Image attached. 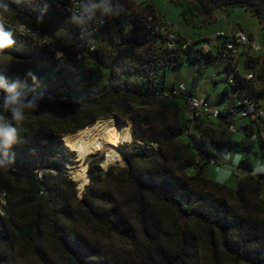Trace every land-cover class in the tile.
I'll return each mask as SVG.
<instances>
[{"label": "trees", "instance_id": "obj_1", "mask_svg": "<svg viewBox=\"0 0 264 264\" xmlns=\"http://www.w3.org/2000/svg\"><path fill=\"white\" fill-rule=\"evenodd\" d=\"M170 1L182 7L176 0ZM194 1L197 8L191 15L183 9V16H190L188 21L193 24L195 18L210 20L217 11L242 8L259 18L264 29V0ZM8 2L15 15L43 33L44 37L39 35L42 39H48L46 35L51 30L78 35L69 18L47 3ZM122 2L126 11L111 17L99 29L94 36V52L85 49L78 53L63 38L51 35L57 40L56 44L47 40L52 51L15 34L13 47L0 53V60L9 57L39 64L36 83L10 68L0 67V74L9 82L17 78L26 81V87L19 90L29 98L43 94L38 109L27 113L25 121L18 125L19 143L12 149L13 168L0 172V194L6 193L5 216L0 215V264H21L18 255L23 248L38 264H58L57 258L70 264H264V176L253 175L249 160H241L237 166L244 177H240L235 189L208 181L204 174L208 165H225L220 148L251 150L255 144L264 143L251 140L255 131L251 124H243L239 133L230 131L231 126L241 124L235 113L222 112L216 119L205 118L192 124L186 116L185 95L172 94L175 84L167 88L169 70L182 66L187 59L199 60L204 70L208 64L219 62L220 47L214 54L213 50L205 52L200 41H191L186 49L179 43L171 45L146 22L148 16L158 20L152 2L138 6L137 0ZM112 39V55L105 61L104 42ZM56 52L62 54L58 59ZM259 62L256 58L246 60L244 71L255 70ZM92 66L109 70L105 85L93 87ZM259 76L257 73L256 78ZM254 81L237 76L236 86L228 84L222 94L223 110L233 105L231 93L262 98L254 95ZM188 93L195 94L194 87ZM150 103L159 106L158 119L167 122L171 114L177 125L160 131L155 121L133 109ZM113 114L132 123L136 142L157 145L156 151L138 152L140 160L126 159L124 180L137 194L168 211L173 220L171 248L155 233L158 227L146 202L136 200L132 205L135 220L113 184H106L111 180V170L104 173L94 166V161L90 162V185L81 199L78 182L68 176L75 153L65 139ZM6 115L10 118V113ZM209 128L222 133L210 149L202 146ZM189 129L191 132L185 135ZM175 161L182 164L178 170L173 166ZM188 169L194 170V176L184 173ZM94 227L122 238L131 251L113 253L103 249L90 237L89 229Z\"/></svg>", "mask_w": 264, "mask_h": 264}, {"label": "rangeland", "instance_id": "obj_2", "mask_svg": "<svg viewBox=\"0 0 264 264\" xmlns=\"http://www.w3.org/2000/svg\"><path fill=\"white\" fill-rule=\"evenodd\" d=\"M176 2L180 4L183 8L171 2L170 0H152V3L157 9L158 17L161 19L164 27L173 33L180 34L186 40L194 39L200 41L203 46L209 45V49H213L214 54H217V50L216 48H212V44L221 43L222 41V39H219L217 37L218 33L223 32L229 36L234 29L236 31L243 30L246 33H250L254 36V43L260 46L261 50H247V55L243 57L242 60H240L239 62V68L241 73L245 75L247 74L246 71H244L245 61L249 57L260 59V62L258 63L256 69L253 70L256 75L257 73L260 75L259 79L256 78V80L254 81V95L256 97L264 96V29L262 28L259 18L252 15L245 9L236 8L229 13L225 11H217L210 18V20L204 19V17L195 18L196 23L193 24L191 23V21H188L190 16L187 19L183 16V9H185L187 13H190L191 15L193 11H195V9L197 8L195 1L176 0ZM7 20L8 23L11 25H18L19 23H23V20H21L17 15H15L13 11L8 14ZM36 31L39 35L44 37V35H42L43 33H40L37 29ZM51 35H53L56 39L64 37L63 33L56 30H51L50 34L47 32L46 36L52 44H56L57 40H53ZM113 41L114 39H112L111 41L108 40L104 42L102 56L105 61H107V59L112 55L113 47L111 46V43ZM55 56L57 59L59 58V55L55 54ZM0 67L13 69L22 78H29L26 77V73L29 70H31L35 76H38L40 73L38 70L39 64H35L34 62H19L9 57H5L0 60ZM90 69L94 71V88L105 85L108 82L110 73L109 70H107L104 66H92L90 67ZM197 79L199 80L197 81ZM195 80L198 83L197 86L194 85ZM227 81L228 71L222 63H210L205 66L204 70H202L201 62L196 59H187L182 66L169 70L167 74L168 89L174 84L176 86L183 84L186 86L187 89H191L194 87L196 94L200 95L201 97H206L209 94L208 97H210V101L222 110L225 109V104H223V98L225 97H223L222 94L224 93V90L228 87ZM133 109H139L141 114L148 116L151 121H155V123L158 124L160 131H165V129L169 125H177L175 118H173L171 114H169L170 116H168L167 122L158 119V112L160 108L155 103H150L146 106L140 107L134 106ZM111 116H116L117 118H119L120 121L130 124L131 139L122 142L119 148L116 146L111 147L119 153V158L109 164V162H107V157L105 153L98 152L90 155L86 159H79L77 154L73 151L75 153V157L73 158L74 162L73 164H69L70 167L68 166V171H71V167L75 168L76 166L83 164L88 167V164L92 161H94L95 163L94 166L100 167L104 171V173L111 170V180L106 184H113L112 186L115 187L119 199L122 202H125L127 210L132 213V217L135 218V220L136 216L134 213V207L132 205L136 200L146 202L148 209L153 218L155 219L158 227L155 233L163 237L164 240H166L164 242L171 248L173 246V220L169 216L168 211L163 206L159 205L148 197H142L137 194L133 187H131V185L124 180V176L127 171L126 159H135V161L138 159L140 160L141 156H136L138 152L156 151L157 145L154 143L151 144L136 142L133 138L132 123L122 118L118 114H113ZM225 121L226 119L223 118L224 123ZM65 128L67 127L65 126ZM194 132L197 133L196 127L194 128ZM221 138V131L209 128L206 132L204 144L202 146L210 149ZM65 141L67 142L68 140L65 139ZM218 152L225 165H223L222 167H214L212 165L206 166L204 171L205 178L208 181L216 182L220 185L232 189L236 188L240 177H244V175L241 174L240 171L238 172V170H236L241 160H249L253 168H255L257 162L264 163V145H262L261 143L255 144L251 148V150H234L232 148H220ZM226 156H228V158H226ZM237 156L239 157L238 162H236ZM181 165L182 164L177 161L173 163V166H175L176 170L180 169ZM184 173H186L188 177H192L194 176L195 172L193 169H188L184 171ZM259 175L264 176V174H257L255 176ZM68 176L73 181L77 182V180L73 179L70 174ZM88 185H90L89 178L88 183L85 186ZM82 196L83 189L78 190V198L81 199ZM135 220L133 222H135ZM89 232L90 237L98 241L100 247L107 251H111L113 253H129V251H131L132 249V247L129 246V244L125 240H123L122 238H118L111 233H107L102 229L94 227L92 229H89ZM141 240L143 243L146 242L145 238H142ZM202 257L203 259H205L204 253ZM18 259L21 264H38L37 261L31 258V256L26 252L24 248L19 251ZM57 263L70 264L69 262H67L66 260H62L61 258H57ZM224 263H226L225 260Z\"/></svg>", "mask_w": 264, "mask_h": 264}, {"label": "built area", "instance_id": "obj_3", "mask_svg": "<svg viewBox=\"0 0 264 264\" xmlns=\"http://www.w3.org/2000/svg\"><path fill=\"white\" fill-rule=\"evenodd\" d=\"M43 3H47L51 9L57 12L63 17L69 18L70 13L67 11L68 8L72 10H77L80 3L77 0H38ZM152 0H137L136 5H147L150 4ZM158 15V14H157ZM111 19L108 17L105 19V23L99 26L93 35L94 43L91 46H81L78 41L77 44H73V48L76 52L81 53L85 49L90 52L97 50V45L95 43L94 36L98 33L99 29L102 28L106 22ZM148 26L155 32L159 33L165 37L171 45L179 43L183 49H186L191 45V41L184 39L180 34L173 33L167 30L161 19L158 20L153 16H148L146 19ZM9 27L19 29L24 26L23 33L17 31L16 35L22 38L32 39L36 45L39 47H45L53 51L47 39H42L39 37L36 28L29 23L23 22L18 25H11L8 23ZM77 28V27H76ZM77 34H79V29L77 28ZM78 36V35H77ZM217 37L222 39L219 44V62L222 63L228 69V84L230 86H236V77L241 76L247 81L256 80V74L253 71H246L247 74H243L239 68V62L247 54V50L260 51L261 47L256 45L244 31H239L233 35H226L225 33H218ZM209 45L203 46L205 52L211 51L208 47ZM59 58L62 56L61 53L56 52ZM174 96L185 95L186 98V116L193 123L205 119V118H218L222 112L237 114L238 119L241 124H236L230 127V131L234 134L239 133L242 125L251 124L255 131L251 135V140L253 142L264 143V115H260L264 112V102L259 98H254L246 94H241L240 92L231 93L230 96L233 98V105L228 106L226 111L215 107L210 100L206 97H201L198 94H189L188 89L185 85H178L172 92ZM191 129L185 132V135H189ZM39 179L42 180V174H39ZM6 204V193L0 194V215L5 216L4 206Z\"/></svg>", "mask_w": 264, "mask_h": 264}, {"label": "clouds", "instance_id": "obj_4", "mask_svg": "<svg viewBox=\"0 0 264 264\" xmlns=\"http://www.w3.org/2000/svg\"><path fill=\"white\" fill-rule=\"evenodd\" d=\"M12 3L20 5L23 0H11ZM12 7L8 0H0V53L10 49L15 44L14 36L17 31L23 33L24 26L15 29L8 26V14ZM70 13L69 22L79 29L78 36L65 31L63 37L66 45H73L80 42L81 46H91L94 31L105 23L108 17L119 16L126 11L122 0H83L77 10L67 9ZM26 77L37 82L36 76L29 70ZM26 87V81L19 78L9 82L7 77L0 74V172H7L13 168L15 154L13 147L19 143V128L26 119V114L35 112L39 106L42 93L31 98L25 92L20 91ZM7 113H10V118ZM260 115H264L261 112ZM14 122V123H13ZM230 156V154H229ZM228 158V156H226ZM239 157H236L238 162ZM264 174V163L257 162L253 169V175Z\"/></svg>", "mask_w": 264, "mask_h": 264}, {"label": "bare ground", "instance_id": "obj_5", "mask_svg": "<svg viewBox=\"0 0 264 264\" xmlns=\"http://www.w3.org/2000/svg\"><path fill=\"white\" fill-rule=\"evenodd\" d=\"M130 136V124L120 121L116 116H110L100 119L92 127L67 140L79 159H86L92 154L102 152L106 154L107 162L110 164L119 158V153L111 147L119 148L122 142L131 139ZM87 170L88 167L84 164L71 167L69 174L77 180L78 190L83 189L88 183Z\"/></svg>", "mask_w": 264, "mask_h": 264}, {"label": "crops", "instance_id": "obj_6", "mask_svg": "<svg viewBox=\"0 0 264 264\" xmlns=\"http://www.w3.org/2000/svg\"><path fill=\"white\" fill-rule=\"evenodd\" d=\"M227 13H229V12H227ZM240 31H243V30H240ZM237 32H239V31H236V30H234L233 29V31L231 32V34L230 35H233V34H236ZM245 32V31H244ZM227 35V34H226ZM248 35H250L251 36V40L252 41H254V36L252 35V34H250V33H248ZM189 41H194V42H198V40H192V39H190ZM219 44L220 43H214V44H212V48H216V47H218L219 46ZM205 46V45H204ZM213 50V49H212ZM252 57H249L248 59H247V61L249 60V59H251ZM246 62V61H245ZM199 93V92H198ZM208 96H209V94H208ZM210 98V97H209ZM261 100H262V102H264V96L262 97V98H260Z\"/></svg>", "mask_w": 264, "mask_h": 264}, {"label": "water", "instance_id": "obj_7", "mask_svg": "<svg viewBox=\"0 0 264 264\" xmlns=\"http://www.w3.org/2000/svg\"><path fill=\"white\" fill-rule=\"evenodd\" d=\"M88 186L83 187V192H86Z\"/></svg>", "mask_w": 264, "mask_h": 264}]
</instances>
